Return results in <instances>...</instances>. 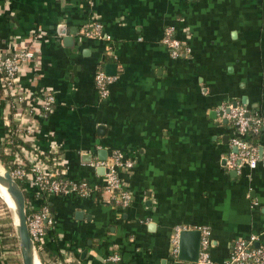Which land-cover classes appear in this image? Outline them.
I'll return each instance as SVG.
<instances>
[{
    "label": "crops",
    "instance_id": "obj_1",
    "mask_svg": "<svg viewBox=\"0 0 264 264\" xmlns=\"http://www.w3.org/2000/svg\"><path fill=\"white\" fill-rule=\"evenodd\" d=\"M93 21L101 35L85 37ZM167 27L182 43L175 58L161 43ZM21 47L33 53L21 87L54 97L33 144L41 152L57 144L66 180L89 188L36 197L28 186L29 205L48 206L52 255L68 254L70 264H193L171 254L176 225L209 230L211 264L237 238L255 235L264 247V164L225 166L235 149L216 112L244 105L264 116V0H0V49ZM97 71L110 77L105 97ZM12 112L0 93V145ZM113 152L132 161L118 172L124 205L101 193L104 168L95 163L109 164ZM2 237L0 264H8ZM114 253L117 262H104Z\"/></svg>",
    "mask_w": 264,
    "mask_h": 264
},
{
    "label": "built area",
    "instance_id": "obj_2",
    "mask_svg": "<svg viewBox=\"0 0 264 264\" xmlns=\"http://www.w3.org/2000/svg\"><path fill=\"white\" fill-rule=\"evenodd\" d=\"M85 37H99L100 24L97 21L89 23L82 29ZM162 45L169 51L171 57H178L182 50V43L173 35L172 28L167 27L161 39ZM33 57V53L24 48H14L11 52L0 49V93L11 100L13 112L10 114V124L4 135L5 140L11 137L21 141L15 146L12 153L11 168L8 171L17 182L23 194L25 192L26 228L34 245L44 238L46 228L52 224L46 204H41L36 209L29 205L31 196L28 186L34 189L36 197L40 194L65 195L74 193L87 196L89 188L84 183H71L64 177L63 161L57 144L53 143L48 152L37 150L33 144L38 128L37 120L45 117L52 111L54 97L50 89H41L30 93L23 89L18 80L20 69ZM94 85L100 97L107 94V85L110 77L102 71H97L93 76ZM244 105H220L217 109L218 119H225L230 127L229 144L234 151H229L225 158L227 168L239 171L245 165L249 168L257 163L264 164V151L259 152L258 144L247 141L248 133L256 134L264 126L262 115L249 113ZM0 145V149L9 152V147ZM23 143V144H22ZM95 164L104 168V179L101 193H107L108 198L114 203L124 205L128 200L123 183L118 175L119 170H128L132 166L130 159H123L117 152L111 154V162L97 161ZM199 231V250L196 262L193 264H211L209 248V230L205 226L176 225L170 238L172 245L171 254L176 257L178 232L180 230ZM257 237L250 235L245 239L237 238L231 244V253L222 264H264V247L256 244ZM60 261L70 264L68 254H61ZM106 263H115L119 260L117 254L108 255L103 259Z\"/></svg>",
    "mask_w": 264,
    "mask_h": 264
},
{
    "label": "water",
    "instance_id": "obj_3",
    "mask_svg": "<svg viewBox=\"0 0 264 264\" xmlns=\"http://www.w3.org/2000/svg\"><path fill=\"white\" fill-rule=\"evenodd\" d=\"M259 152H261V148L259 149ZM0 186H2L6 190L13 204V210L15 214L14 236L20 258V263L34 264V260L36 259L38 263L41 264L26 228V223H25L26 205H25L24 194L20 189L19 185L11 177L8 170L4 168L1 162H0ZM198 250H199V231L196 229L180 230L178 232L176 259L178 261H184V262H191V263L196 262L198 257Z\"/></svg>",
    "mask_w": 264,
    "mask_h": 264
},
{
    "label": "trees",
    "instance_id": "obj_4",
    "mask_svg": "<svg viewBox=\"0 0 264 264\" xmlns=\"http://www.w3.org/2000/svg\"><path fill=\"white\" fill-rule=\"evenodd\" d=\"M249 113H256L257 115H262L261 112L255 111V110H248ZM263 119L264 116L262 115ZM228 124V123H227ZM262 135H263V129L261 128L260 132L256 133V134H251L248 133L246 139L248 142L257 145L259 144V141H261L262 139ZM21 141L16 140L15 138H12L10 140H4L3 141V145L4 147H9V152L0 149V162L1 164L4 166V168L6 170H10L12 164H11V159H12V153L15 150V146L17 144H21ZM23 144V143H22ZM17 184H19V181L16 182ZM20 185V184H19ZM25 195V192H24ZM42 195H46V194H42ZM1 199V198H0ZM2 200V199H1ZM46 204V203H43ZM48 207V206H47ZM28 211V208L26 207V212ZM13 227L12 226H0V232L2 233V238H1V243L2 246H4L6 248V257L5 260L8 264H20L19 258H18V254L14 252V244L11 245V240L12 242L15 241V238L13 237L12 239L9 238H4L5 237V233H9L11 231ZM34 248L35 251L37 253L38 259L40 261L41 264H56V263H62L60 261L61 257L60 254L56 255H52L50 250L47 248V246L45 245V240L44 238L35 242L34 243Z\"/></svg>",
    "mask_w": 264,
    "mask_h": 264
},
{
    "label": "rangeland",
    "instance_id": "obj_5",
    "mask_svg": "<svg viewBox=\"0 0 264 264\" xmlns=\"http://www.w3.org/2000/svg\"><path fill=\"white\" fill-rule=\"evenodd\" d=\"M1 198V197H0ZM0 224L4 225V226H12L13 228L11 229V231L9 233H5L6 235L9 236V239H12L13 237L15 238L14 234H15V228H14V219H13V214L12 211L10 210L9 207H6V205L4 204V201L0 199ZM11 245L14 244V252L18 254V250H17V246H16V242H12L11 240ZM18 258H19V254H18ZM20 261V258H19ZM21 264V263H20Z\"/></svg>",
    "mask_w": 264,
    "mask_h": 264
},
{
    "label": "bare ground",
    "instance_id": "obj_6",
    "mask_svg": "<svg viewBox=\"0 0 264 264\" xmlns=\"http://www.w3.org/2000/svg\"><path fill=\"white\" fill-rule=\"evenodd\" d=\"M0 197L4 201V203L7 205V207H9L10 210L12 211L13 219L15 220V214H14V210H13L12 201H11L10 197L8 196L6 190L2 186H0ZM34 264H39L36 259L34 260Z\"/></svg>",
    "mask_w": 264,
    "mask_h": 264
}]
</instances>
